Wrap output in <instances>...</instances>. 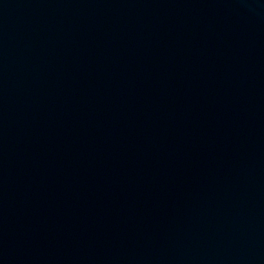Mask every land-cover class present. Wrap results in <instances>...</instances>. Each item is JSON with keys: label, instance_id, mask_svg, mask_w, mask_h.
Returning a JSON list of instances; mask_svg holds the SVG:
<instances>
[{"label": "water", "instance_id": "water-1", "mask_svg": "<svg viewBox=\"0 0 264 264\" xmlns=\"http://www.w3.org/2000/svg\"><path fill=\"white\" fill-rule=\"evenodd\" d=\"M0 264H264V0H0Z\"/></svg>", "mask_w": 264, "mask_h": 264}]
</instances>
